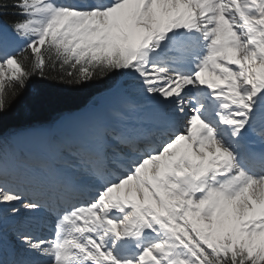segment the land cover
<instances>
[{
	"label": "snow or ice",
	"instance_id": "obj_1",
	"mask_svg": "<svg viewBox=\"0 0 264 264\" xmlns=\"http://www.w3.org/2000/svg\"><path fill=\"white\" fill-rule=\"evenodd\" d=\"M34 78L123 103L73 174L13 180L2 119ZM0 264H264V0H0Z\"/></svg>",
	"mask_w": 264,
	"mask_h": 264
},
{
	"label": "bare ground",
	"instance_id": "obj_2",
	"mask_svg": "<svg viewBox=\"0 0 264 264\" xmlns=\"http://www.w3.org/2000/svg\"><path fill=\"white\" fill-rule=\"evenodd\" d=\"M106 92H108L107 95ZM106 92L101 96H106L101 104H99V102V105L86 106L77 112L65 114L53 124L54 131L51 130V132H53L52 134L55 133V130H58V132L62 130L72 137L71 139H68L67 135H63L62 140L58 143L59 145H53L50 143V138H52L51 132L43 129V127H34L36 129H27L28 131L23 130L25 132L22 131L20 136L17 135L15 137V139L18 140L16 144L29 150L26 151L29 153H27L25 158L17 159L13 157L12 160L10 159L7 163L10 179L17 180V177H15L13 173L20 172L22 176L19 180L25 179V174L31 176L33 173H36L47 180L50 169L66 171L69 174H73L71 163L75 159L73 153L77 147L78 136L84 131V129L93 123L109 121L113 112L122 106L123 93L121 91L112 89ZM142 115L144 117L151 116L152 111L150 109L145 110ZM254 139L258 138L254 137ZM48 194L58 195L59 193L52 187L46 192L47 196H49ZM21 212L23 216H31V214L25 213L23 209H21ZM18 220L19 218L13 217H7L5 219V223H10V226H13L9 229L8 233L5 231L9 243H14L13 233L16 229L22 227ZM30 222L31 224L29 226L35 224L34 228L36 229V235H39V232L41 231V237L46 238L50 236L49 233L51 234V231L49 232V228L52 224L47 215L41 213L31 216ZM29 226L26 225V228L29 229ZM39 226L42 227L40 231Z\"/></svg>",
	"mask_w": 264,
	"mask_h": 264
},
{
	"label": "trees",
	"instance_id": "obj_3",
	"mask_svg": "<svg viewBox=\"0 0 264 264\" xmlns=\"http://www.w3.org/2000/svg\"><path fill=\"white\" fill-rule=\"evenodd\" d=\"M114 79L117 78L97 80L84 86L48 80L41 86L38 78H34L28 89L4 114L2 126L7 130H17L50 125L61 114L88 105L98 94L111 87Z\"/></svg>",
	"mask_w": 264,
	"mask_h": 264
},
{
	"label": "rangeland",
	"instance_id": "obj_4",
	"mask_svg": "<svg viewBox=\"0 0 264 264\" xmlns=\"http://www.w3.org/2000/svg\"><path fill=\"white\" fill-rule=\"evenodd\" d=\"M107 93L108 92H106V95H107ZM101 96L102 95H100L99 98L97 97L95 99L94 103L93 104H90L88 106H95L99 102H100L99 104H101L102 101L104 100V98L106 97V96L105 97H101ZM100 97H101V101H100ZM33 129H36V128H31L29 130H33ZM43 129H46L47 131H50L51 132V130H53L54 127L52 125L49 128L43 127ZM26 131H28V130H26ZM17 132H18V135L20 136L21 131H17ZM23 132H25V131H23ZM52 133L53 132H51L52 138H50V140H51L50 143L53 144V145H59L58 143H60V140H62L63 135H67V138L68 139H71L72 138L71 136H69V134L67 132H63L62 130L59 131V132H58V130H55V133L54 134H52ZM17 141L18 140L14 139L13 141H11L10 143H7L5 145V160H6V164L10 161V159L12 160L13 157L19 159L18 158V155H20V156H22V158H25L27 156V153H29V152H26V151H29V150H27L24 147H21L20 145L16 144ZM16 154H18V155H16Z\"/></svg>",
	"mask_w": 264,
	"mask_h": 264
}]
</instances>
